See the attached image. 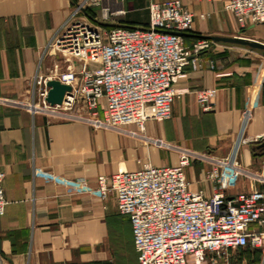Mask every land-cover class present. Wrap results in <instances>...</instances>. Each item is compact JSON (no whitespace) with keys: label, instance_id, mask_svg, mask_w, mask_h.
<instances>
[{"label":"crops","instance_id":"crops-1","mask_svg":"<svg viewBox=\"0 0 264 264\" xmlns=\"http://www.w3.org/2000/svg\"><path fill=\"white\" fill-rule=\"evenodd\" d=\"M82 1L0 0V167L7 199L0 216L1 264H138L130 218L119 213L116 195L84 190L99 174L137 170L144 162L176 165L180 148L215 158L237 153L240 167L264 172V148L258 147L264 142V55L247 46L214 42L202 51L174 82L171 117L147 120L144 135L28 108L36 77L56 61L64 66L60 53L47 46ZM152 1L167 0H104L124 10L107 23L146 27ZM181 1L194 14L191 33L264 41V29H256L264 23L240 26L226 0L220 2L231 23L214 16V0ZM184 37L186 46L198 38ZM203 88L217 89L208 112L197 99ZM185 173L192 190L213 193L209 179L198 180L195 164ZM252 185L262 184L229 179L226 196Z\"/></svg>","mask_w":264,"mask_h":264},{"label":"built area","instance_id":"built-area-1","mask_svg":"<svg viewBox=\"0 0 264 264\" xmlns=\"http://www.w3.org/2000/svg\"><path fill=\"white\" fill-rule=\"evenodd\" d=\"M103 2L79 3L50 40L47 47L57 49L64 66L34 80V93L41 85L40 107L58 118L118 130L169 119L178 94L176 78L214 42L197 38L185 45L182 33L193 29L194 14L181 0L150 2L146 27L104 30L78 17L89 5L100 6V19L93 20L97 24L124 13ZM225 7L242 27L264 23V0H226ZM50 79L72 88L60 104L46 100ZM216 93V88L197 91L203 111L213 109ZM193 157L212 162L208 179L214 191L209 196L190 188L185 167ZM239 173L262 185L227 197V180H236ZM4 176L0 167V216L7 204ZM84 190L103 198L116 195L119 213L130 218L138 264H220L221 259L228 264L230 250L243 247L259 250L264 264V172L251 173L231 161L181 148L176 165L144 162L137 170L99 174L96 185ZM3 260L0 252V264Z\"/></svg>","mask_w":264,"mask_h":264},{"label":"rangeland","instance_id":"rangeland-1","mask_svg":"<svg viewBox=\"0 0 264 264\" xmlns=\"http://www.w3.org/2000/svg\"><path fill=\"white\" fill-rule=\"evenodd\" d=\"M96 8H97V6H95V5H89V6H87L84 9V12H81L80 14H78V17H81V18L84 17V20H86L88 23L93 24V25L98 26V27H101L104 30H108V27H106L104 25V22H101V23H98L97 24V23H95L93 21V20H96V19H100V16L98 14H96L94 18L90 17V15L88 14V12L90 10L93 11V12L96 11ZM213 10H214L213 11L214 16H217V17H219V19H223L224 21H228L229 23H231L230 22L231 21V16H230L229 13H227L226 11H224V9L222 8V5H221L220 0H214L213 1ZM260 26L261 27L256 26V29H260V30L262 28L264 29V25H260ZM196 39L197 38H195V40L192 41V43L195 42ZM213 46H215V45L212 44L211 48ZM51 49H50L51 52H53L55 54L58 53L56 51L57 50L56 48H55V50H51ZM60 65L61 64L58 63V61H56L55 65L52 66L49 69H46L45 72L42 73V75L47 76V75L51 74V72H52L53 69L61 68ZM33 87H34V84H33ZM40 88H41V85L37 84V88L35 89V93L33 92V90H31V92L29 93V98H28V100L24 104L28 108H30L31 110H33L34 112L43 113V114H45L46 116H48L50 118L66 119V118H58V117L52 116V114H50V113H48L46 111H43L42 108H40V106H42V100L38 96V89H40ZM66 120H69V119H66ZM156 121H163V120H156ZM169 122L170 121L167 120L166 121V124L168 125ZM126 128L128 129V131L130 130L129 132L132 131L131 133L136 132L137 134H143V135L145 134V126H144V128H141L138 125L131 123V124L124 125V129H126ZM114 130H118V129H114ZM118 131H122V130H118ZM237 147L235 149L236 151L238 149ZM180 150H181V148H180ZM193 151H196V152H199V153H204L206 155H209V153L208 152H205V151H200V150L199 151L198 150H193ZM232 155L233 154H231V155L229 154L227 156L219 157V158L225 159L227 161H231L232 163L240 166L239 159L237 158V153H235L234 156H232ZM209 156H211V155H209ZM207 158H211V157H207ZM193 164H195V167L197 169V177H198V180H201V181L208 180V173H209V170L212 167V162H210V160L209 159H206V158H200V157H197V158L195 157L194 158L193 157L190 160V165H193ZM238 176L239 177L240 176H243L245 178L254 180V182L255 183L257 182V184H258V181L256 179H254L253 176L248 175L247 173H244V174H240L239 173ZM253 187H254V185L251 186V188H253ZM251 188H249V190ZM249 249L250 250H246L245 248H242V249L240 248V249H236V250H230V252H229L230 253V256L228 257L227 263L228 264H260L261 263V260H262L260 251L254 253V252H251L252 248H249ZM220 264H225L224 259H221L220 260Z\"/></svg>","mask_w":264,"mask_h":264},{"label":"water","instance_id":"water-1","mask_svg":"<svg viewBox=\"0 0 264 264\" xmlns=\"http://www.w3.org/2000/svg\"><path fill=\"white\" fill-rule=\"evenodd\" d=\"M184 36H196L198 38L209 39L216 43L225 44H239L247 46L250 49L257 50L264 55V44L256 40H250L243 37H227L218 35H199L191 32L182 33ZM47 86L49 87L46 100L51 104H60L64 101L66 92H69L72 88L69 84L63 83L58 79H50L47 81ZM259 148H264V142H262Z\"/></svg>","mask_w":264,"mask_h":264},{"label":"trees","instance_id":"trees-1","mask_svg":"<svg viewBox=\"0 0 264 264\" xmlns=\"http://www.w3.org/2000/svg\"><path fill=\"white\" fill-rule=\"evenodd\" d=\"M88 14L90 15V17H92V18H94L95 17V15L97 14V12L96 11H89L88 12ZM104 25L106 26V27H108V28H112V27H114L115 25H110L109 23H106V22H104ZM243 248H245L246 250H250L249 248L250 247H243ZM242 249V248H241ZM259 250H254V249H252L251 250V252H254V253H256V252H258Z\"/></svg>","mask_w":264,"mask_h":264},{"label":"bare ground","instance_id":"bare-ground-1","mask_svg":"<svg viewBox=\"0 0 264 264\" xmlns=\"http://www.w3.org/2000/svg\"><path fill=\"white\" fill-rule=\"evenodd\" d=\"M41 108V107H40ZM213 160V159H212Z\"/></svg>","mask_w":264,"mask_h":264}]
</instances>
